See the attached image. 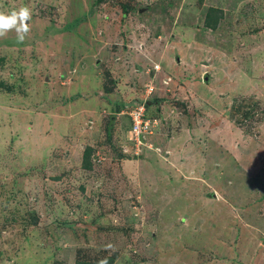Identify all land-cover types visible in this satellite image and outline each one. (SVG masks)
Masks as SVG:
<instances>
[{
  "label": "rangeland",
  "instance_id": "374dc122",
  "mask_svg": "<svg viewBox=\"0 0 264 264\" xmlns=\"http://www.w3.org/2000/svg\"><path fill=\"white\" fill-rule=\"evenodd\" d=\"M22 7L0 264H264V0H0Z\"/></svg>",
  "mask_w": 264,
  "mask_h": 264
},
{
  "label": "clouds",
  "instance_id": "9594fccd",
  "mask_svg": "<svg viewBox=\"0 0 264 264\" xmlns=\"http://www.w3.org/2000/svg\"><path fill=\"white\" fill-rule=\"evenodd\" d=\"M29 19L30 11L26 7L20 8L19 11H12L10 15L0 13V37L5 36L8 30L15 28L17 32V39L22 42L25 38V34L28 32L27 21H29ZM147 103L148 100L144 103V109L147 106ZM142 140L143 139L140 141L141 143L143 142ZM100 264H106V261L102 260L100 261Z\"/></svg>",
  "mask_w": 264,
  "mask_h": 264
},
{
  "label": "built area",
  "instance_id": "2783aa9c",
  "mask_svg": "<svg viewBox=\"0 0 264 264\" xmlns=\"http://www.w3.org/2000/svg\"><path fill=\"white\" fill-rule=\"evenodd\" d=\"M151 92L152 88L148 87L145 91L144 98H141L137 104L138 106L132 107L127 113L131 125V131L133 135L137 136L139 142L141 141L143 135L147 134L146 131L149 127H151L150 125L155 122L154 120L146 119L143 115L144 103L147 101V96L151 94Z\"/></svg>",
  "mask_w": 264,
  "mask_h": 264
},
{
  "label": "crops",
  "instance_id": "0c3cea01",
  "mask_svg": "<svg viewBox=\"0 0 264 264\" xmlns=\"http://www.w3.org/2000/svg\"><path fill=\"white\" fill-rule=\"evenodd\" d=\"M180 154H181V151L176 152V156H180Z\"/></svg>",
  "mask_w": 264,
  "mask_h": 264
},
{
  "label": "trees",
  "instance_id": "16d2710c",
  "mask_svg": "<svg viewBox=\"0 0 264 264\" xmlns=\"http://www.w3.org/2000/svg\"><path fill=\"white\" fill-rule=\"evenodd\" d=\"M148 104V103H147ZM147 107V106H146Z\"/></svg>",
  "mask_w": 264,
  "mask_h": 264
}]
</instances>
